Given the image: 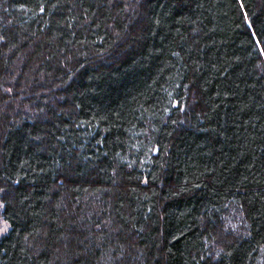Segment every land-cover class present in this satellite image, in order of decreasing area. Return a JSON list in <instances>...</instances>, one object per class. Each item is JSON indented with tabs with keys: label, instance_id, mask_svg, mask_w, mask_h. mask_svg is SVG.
I'll return each instance as SVG.
<instances>
[{
	"label": "trees",
	"instance_id": "obj_1",
	"mask_svg": "<svg viewBox=\"0 0 264 264\" xmlns=\"http://www.w3.org/2000/svg\"><path fill=\"white\" fill-rule=\"evenodd\" d=\"M0 218V264H264V0H0Z\"/></svg>",
	"mask_w": 264,
	"mask_h": 264
},
{
	"label": "rangeland",
	"instance_id": "obj_2",
	"mask_svg": "<svg viewBox=\"0 0 264 264\" xmlns=\"http://www.w3.org/2000/svg\"><path fill=\"white\" fill-rule=\"evenodd\" d=\"M6 107H7L6 104H4V105H3V108H4L5 110H6ZM5 224H6V223H4V222L2 221V219L0 218V229H3L4 226H5ZM3 233H4V232H0V235L3 234Z\"/></svg>",
	"mask_w": 264,
	"mask_h": 264
},
{
	"label": "snow or ice",
	"instance_id": "obj_3",
	"mask_svg": "<svg viewBox=\"0 0 264 264\" xmlns=\"http://www.w3.org/2000/svg\"><path fill=\"white\" fill-rule=\"evenodd\" d=\"M41 11H43V9H41ZM7 231V224H5L3 229H0V232H6Z\"/></svg>",
	"mask_w": 264,
	"mask_h": 264
}]
</instances>
